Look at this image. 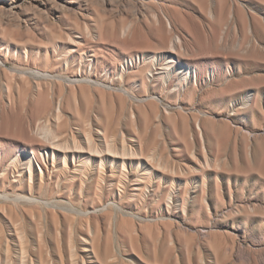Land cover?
<instances>
[{
	"label": "rangeland",
	"instance_id": "obj_1",
	"mask_svg": "<svg viewBox=\"0 0 264 264\" xmlns=\"http://www.w3.org/2000/svg\"><path fill=\"white\" fill-rule=\"evenodd\" d=\"M12 12L0 264H264V0Z\"/></svg>",
	"mask_w": 264,
	"mask_h": 264
},
{
	"label": "bare ground",
	"instance_id": "obj_2",
	"mask_svg": "<svg viewBox=\"0 0 264 264\" xmlns=\"http://www.w3.org/2000/svg\"><path fill=\"white\" fill-rule=\"evenodd\" d=\"M31 2V0H0V4H3L4 6H7L8 7V9L9 10H13V12L15 11V10H17V9H19V8H21L23 5H26L27 3H30ZM202 2V1H201ZM32 4V3H31ZM206 4V3H205ZM2 9H4L5 10V8H3V7H1ZM1 9V10H2ZM7 10V9H6ZM77 11V10H76ZM12 12V13H13ZM27 12V11H26ZM209 14V13H208ZM15 15V14H14ZM206 15V14H205ZM1 16V15H0ZM27 16V15H26ZM2 17V16H1ZM86 22V21H85ZM80 26V25H79ZM169 27V26H168ZM99 28V27H98ZM113 28V27H112ZM170 28V27H169ZM103 30V29H102ZM82 35V34H81ZM56 37V36H55ZM24 45V44H23ZM0 47H2L1 45H0ZM125 47H126V45H125ZM7 50V49H6ZM1 51V50H0ZM3 52V51H2ZM6 52V51H5ZM7 52H8V50H7ZM0 54H2V53H0ZM7 54L5 53V56H6ZM4 56V57H5ZM7 56H9V54L7 55ZM175 69V68H174ZM33 70V69H32ZM189 70V69H188ZM20 71V70H19ZM28 71H30V70H28ZM28 71H26V72H28ZM34 71H37V70H34ZM30 72H32V71H30ZM39 72V71H38ZM33 73V72H32ZM34 74V73H33ZM36 74V73H35ZM191 75V74H190ZM184 76V75H183ZM186 76H188V75H186ZM229 76V75H228ZM35 77H37L36 75H35ZM43 77V76H42ZM188 77H190V76H188ZM33 78V77H32ZM187 78V77H186ZM56 80V79H55ZM86 81V80H85ZM96 84V83H95ZM8 86V85H7ZM120 92H122V91H120ZM125 92V91H124ZM126 95V94H125ZM1 120V119H0ZM1 125V124H0ZM4 125V124H3ZM107 125V124H106ZM58 152V151H57ZM63 155V154H62ZM28 159H30V158H28ZM20 160V159H19ZM24 160V159H23ZM31 161V160H30ZM28 163H29V161H28ZM24 166V165H23ZM32 167V166H31ZM1 198V197H0ZM6 199V198H5ZM17 199V198H16ZM15 199V200H16ZM21 200V199H20ZM18 201V200H17ZM45 203V202H44ZM47 204V203H46Z\"/></svg>",
	"mask_w": 264,
	"mask_h": 264
}]
</instances>
